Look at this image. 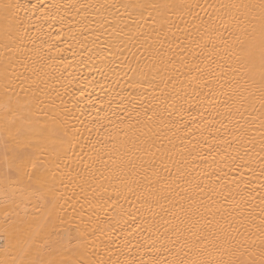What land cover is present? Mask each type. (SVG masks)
I'll return each instance as SVG.
<instances>
[{"label": "snow or ice", "instance_id": "6c2138e0", "mask_svg": "<svg viewBox=\"0 0 264 264\" xmlns=\"http://www.w3.org/2000/svg\"><path fill=\"white\" fill-rule=\"evenodd\" d=\"M35 7L32 5L33 9ZM123 7L138 13L139 20H144L152 29L146 34L139 21L136 24L140 30L132 35L127 24L124 27L128 31L118 30L115 26L112 28L116 40L114 47L127 48L131 44L128 50L136 66H132V60L125 59L132 73L130 78L137 82L134 87H150L158 91L159 97L152 98L156 108H159L162 98L165 102L171 100L170 107L177 112L184 110V104L189 103L191 96L198 99L200 107H204L203 101L208 100L213 118L222 117L217 122L226 129L232 126V140L224 143L229 147L235 143L236 155L230 158L233 163L237 159L241 161L232 170L236 171L244 164L253 170L249 152L255 151L258 144V176L264 177V0H230L206 6L199 2L144 0ZM205 7L214 10L215 18L210 16L206 21L200 17V23L193 24L190 30L184 17L191 16L196 20L198 14L194 9ZM21 11L27 13V8L19 0H0V37L6 50H11L10 45L17 49L24 46L28 29ZM145 11L147 17L144 16ZM177 21L185 26L181 27ZM133 48L136 51H132ZM217 57L226 62L227 71ZM43 61L44 57L37 53L31 66H25L26 71L36 77L31 80L30 87L35 85L39 89L37 81L44 82L40 78L46 75L48 65ZM2 78L0 264H264V179L259 181L258 194L255 187H250L252 180L244 181L243 174L239 179L230 181L227 190L224 184L216 186L220 176L211 181L213 187H201L200 183L185 181V195L180 196V200L186 203H180L178 211L175 205L162 209L164 216L153 210L154 202L167 198L163 195L165 191L171 193L172 185L181 186L178 181H184V171L191 162L207 159L196 153L199 142L189 141L182 147L177 146L176 139L182 142L184 139L183 136L177 137L179 125L157 128L155 132L149 128L151 135L136 134L140 132L141 125L147 127L155 122L164 125L166 121L171 125L169 118L172 111L153 108L152 115H148L149 109H144L141 114L137 105L133 104L127 110L129 122L123 118H117V122L112 118L115 112L110 105H106L104 109L97 108L95 116L88 114L81 120L71 109L55 111V98L52 96H46L45 103V99L34 91L31 99L25 93L22 102L19 94L15 93L17 85L7 67ZM23 78L25 81L30 79L28 76ZM90 104L95 106L96 102L91 101ZM200 107L195 110L203 120L204 113L200 112ZM77 111L80 115L84 114L82 108ZM223 119L228 120V125L223 123ZM73 120L82 127L73 124ZM191 123L193 121H183V128L190 135L201 128L212 127L206 122L189 127ZM93 130L97 134L96 139L92 138ZM257 130L258 140L254 134ZM121 131L124 139L120 147L124 151L112 161L111 166L104 161L107 179L117 181V198L127 200L132 195L140 203V208L135 215H131V219L133 222L137 217L141 220L136 227L145 231L150 248L139 245L137 250L145 248L140 254L150 253L149 259H120L119 255L116 259L112 258L111 237L117 231L112 221L115 219L119 224V219L111 217L101 226L98 213L107 212L109 201L115 208L119 199L113 200L102 184L99 185L101 190L93 188L90 193L86 191V186L96 182L92 172L96 170V163L102 160L97 145L104 147L111 144L113 150H117L116 140ZM130 133L131 146L128 144ZM166 133H171L168 136L169 148L163 144ZM153 149L163 150L159 158L161 166L167 169L163 163V157L167 156L174 166L182 164L184 168L177 166L175 176L169 171L168 183L161 185L159 190L152 189L151 182H148L146 194L142 182L147 180L149 170L158 175ZM241 149L248 156V161L240 155ZM207 151L215 163L212 147L209 146ZM229 155L226 153V156ZM174 156H179L180 160H174ZM186 156L191 160L185 159ZM70 164L75 167H70ZM256 175L254 172V178ZM101 178L105 179L103 173ZM66 181L80 187L79 196L73 190L76 199L70 205L71 212L65 207L71 197H65L59 187L63 186L66 191ZM257 196L261 213L258 222L251 203ZM169 203L172 204V201ZM119 215L128 216L129 211L121 206ZM101 237L106 242L103 253L96 246ZM123 247H128L127 237ZM164 253L168 254L167 257ZM120 255L126 254L120 252Z\"/></svg>", "mask_w": 264, "mask_h": 264}, {"label": "bare ground", "instance_id": "6f19581e", "mask_svg": "<svg viewBox=\"0 0 264 264\" xmlns=\"http://www.w3.org/2000/svg\"><path fill=\"white\" fill-rule=\"evenodd\" d=\"M20 3L25 4L27 13L21 11V15L25 17L27 21L26 27L28 29V35L24 38V46L17 49L14 45H10V51L6 50L3 44V39L0 37V102L3 101V84L2 78L5 67L8 72L12 75L14 82L16 83L15 93H18L23 102L25 93L28 95V99H31L33 92L40 95L41 99H45L46 96H52L55 98L56 108L55 111L62 112L65 108L71 109L76 112V115L80 116L81 120H84L88 114L93 116L96 115V109H104L106 105H110L112 110L115 112L113 119L123 118L126 122H129L130 118L127 114V110L132 107L133 104L137 105V111L143 114L144 109H149L148 115H152V110L155 108L160 111L167 108L172 111L170 104L171 100L165 102L160 98V106L156 108L153 103V96L159 97L158 91H153L150 87H134L135 82L130 77L132 73L129 71L127 65L128 60H132V66L135 67V61L132 58L131 44L127 48L121 47L117 49L114 47L116 43L115 37L112 34V28L115 26L118 30L123 29L128 31L124 26L129 25L131 28L130 35L137 33L140 29L137 28L136 22L139 21L142 30L147 34L152 31L151 28L147 27L144 20H139V15L136 12H132L131 9L126 10L123 5L137 2H144V0H19ZM169 2L176 3H192L199 2L200 4L210 3H228L230 0H169ZM32 5H36L33 9ZM83 5L84 7H81ZM103 5L104 7H101ZM194 12L198 14L196 20H193L191 16H185L184 20L188 22V27L191 30L193 24H199L200 17L208 21L209 17L215 18L214 10L205 7V9L195 8ZM131 13V15L129 14ZM144 16L147 17V11L144 12ZM30 18V19H29ZM123 18V19H122ZM181 24V27L185 25ZM211 22V21H209ZM182 35V34H181ZM225 38L227 34L225 33ZM127 41V37L125 38ZM167 44V41H166ZM218 46L219 41H217ZM136 51V49H132ZM39 53L40 56L44 57L43 63L48 65L46 68V75L41 76L39 83V89H36L35 85L31 84V80H35L36 77L32 73L27 72L25 66H31L32 61L36 59V55ZM111 53V56H110ZM137 55L140 53L137 51ZM171 55V54H169ZM128 58L126 60L125 58ZM220 59V57H217ZM221 63L225 64V71H227V64L223 59H220ZM24 76H28V81L24 80ZM207 91V89H205ZM59 94V95H57ZM15 99V98H14ZM209 99H214L209 97ZM91 101H95L96 104L93 106L90 104ZM45 103L47 100L45 99ZM191 105V106H190ZM204 107H200L199 101L195 96L189 98V103L184 104V110L172 111V116L169 118L171 125L166 121L164 125H160L158 122L150 123L147 127L140 126V133H146L151 135L149 128L152 132H155L157 128H167L168 126H180V131L177 132V137L183 136V142L176 139L178 147H182L183 144H188L189 141L192 143L199 142L200 147L196 149V153H199L206 157V160L196 159L187 166V170L184 171V181H178L180 187L172 185L173 191L163 193L167 198L159 199L158 203H153V210L159 213L160 216H164L165 213L162 209H170L175 205V210H179L180 203H186L181 201L180 196H184L183 187L186 186L185 181H191L192 184L200 183L201 187H213L211 184L212 180H215L216 176H220L219 184H224L227 190V186L230 181L239 179L243 174V180H252L250 187L256 188V193L260 192L259 181L264 177H259V156L258 144L255 151H250L249 155L252 157V168L250 170L248 164L240 167L236 171L232 169L236 168V164L241 163L239 159L232 162L231 156L236 155V145L233 143L231 147L224 141H231L232 135H230L231 125L228 128H224L217 121L221 120L222 117L215 116L211 113V109L208 105V100L203 101ZM44 105H42L43 107ZM200 107V112L204 113L203 120L201 119L200 113L195 109ZM78 108L84 109V114L80 115L77 111ZM205 108H209L205 111ZM256 108H259V104H256ZM2 114V110H0ZM257 113H253L256 115ZM133 116L135 113L132 114ZM167 116V112H164ZM43 116V113H41ZM183 121H193L189 124V127H195L196 124L209 123L212 125L209 129H203L194 135L187 134L183 128ZM117 122L119 120L117 119ZM134 124V121H131ZM77 127H82L76 120L72 121ZM223 123L228 125V120L223 119ZM109 127V125H105ZM219 130V131H217ZM103 132V129H101ZM259 139L258 130L254 133ZM84 135L87 136L88 132L85 131ZM171 133H166L163 138V144L166 148H169L168 136ZM128 144L131 146V133L129 134ZM92 138L96 139L97 134L95 130L92 132ZM124 135L123 131L120 133V137L116 140V149L113 150V146L108 144L104 147L97 145L100 148V156L102 160L96 163V170L92 172L95 177V183H90V186H86V191L91 192L93 188H99L102 184L103 188L108 190V193L112 196L113 200L119 199V203L112 206V201L108 202L107 212H100L101 226H104L105 222L111 218L116 217L119 219V224H116V220L113 219L112 223L117 228V231L111 237V249L113 251V259H116L119 255L120 259L135 258L149 259V255L141 256V252L145 251V248H140L139 245H147L145 239L146 233L143 229H137V224L141 223L139 217L133 222L131 215L136 214V210L140 208V203L136 201L135 196L129 195L128 199L125 200L122 197L117 198L115 195V187L117 181L109 180L108 171L105 168L104 161L108 162V165H112L113 160H117L123 154V149L120 147L123 143ZM205 139L207 143H205ZM211 146L213 154H215V163L212 162V155L209 154L207 148ZM251 148V146H249ZM91 152V149H86ZM156 156L153 158L156 161V171L158 175L153 173V170H149L147 180L142 183L145 184V193L147 194L148 182H151V188L159 190L161 185L168 183L169 171L173 176L177 174V166L182 169L184 166H174L173 162L163 157V163L167 165V169L161 166L162 151H156ZM194 153V154H196ZM226 153L230 154L226 156ZM240 155L244 156L245 161H248V156H245L244 150H240ZM111 157V158H110ZM174 160L179 161V156H174ZM185 159L191 160L190 157ZM70 167H75L74 164H70ZM84 171L83 168L80 169ZM254 172L257 174L254 178ZM103 173L105 179L101 178ZM188 173H191L190 175ZM66 183H68L66 181ZM243 187V182L241 184ZM60 191L63 192L65 197H71L68 204L65 207L71 212L70 205L76 197L73 196V190L76 195H80V187L75 183H68V188L65 191L63 186H59ZM234 188L235 185L233 184ZM207 191V187L205 188ZM179 193V195H177ZM200 199L201 197H197ZM223 203V197L220 198ZM131 201V203H129ZM172 201V204L169 203ZM254 205V213L259 220L260 213V200L257 199L251 201ZM121 206L123 209L129 211L128 216H120ZM79 208V205H76ZM87 208V205L84 206ZM31 210V209H30ZM150 215L148 213H143ZM95 220V216L93 217ZM238 226V225H237ZM163 231V229H161ZM243 232L244 229L241 228ZM127 237L128 247H123L125 238ZM106 242L104 237H101L99 241H96V246L103 253ZM130 249V251H129ZM120 252L126 255H120ZM167 257V253H164ZM107 258V256H105Z\"/></svg>", "mask_w": 264, "mask_h": 264}]
</instances>
